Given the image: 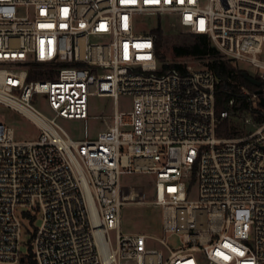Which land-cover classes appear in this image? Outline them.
I'll use <instances>...</instances> for the list:
<instances>
[{
    "label": "built area",
    "instance_id": "built-area-1",
    "mask_svg": "<svg viewBox=\"0 0 264 264\" xmlns=\"http://www.w3.org/2000/svg\"><path fill=\"white\" fill-rule=\"evenodd\" d=\"M171 25L264 83V0H0V106L39 130L0 123V264L37 216L32 264H264V122L217 136V75L157 55Z\"/></svg>",
    "mask_w": 264,
    "mask_h": 264
},
{
    "label": "rangeland",
    "instance_id": "rangeland-1",
    "mask_svg": "<svg viewBox=\"0 0 264 264\" xmlns=\"http://www.w3.org/2000/svg\"><path fill=\"white\" fill-rule=\"evenodd\" d=\"M147 27H150L149 22H143ZM190 34L186 33L184 30L180 29L176 25H171L167 28V32L161 34L158 39L161 37L162 46L161 53L166 57L169 61H191L192 58H173L171 50L174 45H178L183 42L184 39H187ZM206 63L205 61H203ZM249 75L253 76L256 73V70L252 67L248 68ZM242 93L245 95L251 94V92L246 89L242 90ZM249 101L252 103V107H255V99L250 96ZM93 104L96 108L101 107V101L95 99ZM120 109H127L130 106L129 99H121L119 102ZM36 108L44 113L49 114L48 108L45 102H40L37 104ZM251 117L250 114L241 113L239 111H229L225 122L227 127L225 128V133L231 134L230 137H238L244 136L250 132H252L257 124L254 122L253 118L251 121L246 122V119ZM0 123L10 126L15 131L16 140L17 141H34L39 136V130L37 127L23 117L21 114L5 107L0 106ZM62 127L64 130L72 137L74 140H80L84 135V123L78 120H69L62 121ZM86 127L91 136H94L98 131L102 129V124L99 121L89 120L86 122ZM227 138V137H226ZM41 223L40 217L37 216L34 221H29L28 219L22 220V233H21V253L23 255L27 254L29 251V243L32 238V234L34 229L39 227ZM172 244H174L172 242Z\"/></svg>",
    "mask_w": 264,
    "mask_h": 264
},
{
    "label": "trees",
    "instance_id": "trees-1",
    "mask_svg": "<svg viewBox=\"0 0 264 264\" xmlns=\"http://www.w3.org/2000/svg\"><path fill=\"white\" fill-rule=\"evenodd\" d=\"M162 39L157 40V55L161 61H165L166 57L161 53ZM173 58H192L195 60L205 61L206 66L212 70L219 78V83L215 91V113L219 117L223 111H239L241 113L250 114L256 123L264 122V106L260 102L256 107H252L249 97L242 93V88L254 93L257 89L264 90V83L255 87L244 79L240 70L235 65L223 60L219 52L210 45L206 37L199 35H189L182 43L174 45L171 50ZM176 66V65H175ZM233 100V106H228V101ZM227 124L223 120L216 129L219 137H230L231 134L225 133ZM24 263L31 260V250L24 255Z\"/></svg>",
    "mask_w": 264,
    "mask_h": 264
},
{
    "label": "water",
    "instance_id": "water-1",
    "mask_svg": "<svg viewBox=\"0 0 264 264\" xmlns=\"http://www.w3.org/2000/svg\"><path fill=\"white\" fill-rule=\"evenodd\" d=\"M242 76H243L244 79H245L246 81H248L251 85H253V86H255V87H258V88L261 86V82H260V81L254 79V78L249 77L245 72L242 73ZM255 94H256L257 96H259V100H260V104H261V106H264V97H262L263 90H262V89H257V90L255 91Z\"/></svg>",
    "mask_w": 264,
    "mask_h": 264
}]
</instances>
